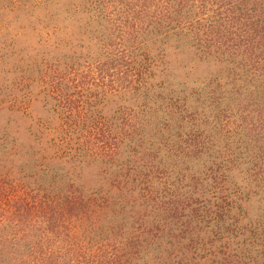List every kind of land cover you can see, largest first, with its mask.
I'll return each mask as SVG.
<instances>
[{"label": "trees", "instance_id": "1", "mask_svg": "<svg viewBox=\"0 0 264 264\" xmlns=\"http://www.w3.org/2000/svg\"><path fill=\"white\" fill-rule=\"evenodd\" d=\"M126 1L31 4L55 141L111 184L54 170L0 181V264H264V0ZM6 2L0 34L14 27ZM64 8L97 26L87 46L56 41L76 34ZM168 37L218 70L180 81L155 49Z\"/></svg>", "mask_w": 264, "mask_h": 264}, {"label": "rangeland", "instance_id": "2", "mask_svg": "<svg viewBox=\"0 0 264 264\" xmlns=\"http://www.w3.org/2000/svg\"><path fill=\"white\" fill-rule=\"evenodd\" d=\"M5 1L8 9L4 12L6 16L3 19L13 22L14 27L11 31L0 34V181L6 179L25 183L30 176L36 178L45 170H54L73 174L76 182L85 184L86 188L105 184V190L109 189L111 182L108 178L112 171L105 175L100 164L70 163L69 159L64 158L59 144L55 141L59 137L61 119L53 112V101L37 94L40 76L35 78L36 84L32 81L31 73L34 71L30 66L35 58V46L42 50L47 49L43 44H36L39 38L36 33L26 30L28 25L38 26L34 9L31 7L33 0H3L0 5ZM78 1L80 0H71V3ZM24 8L30 15H34L29 18L30 23L25 20ZM65 10L66 8L60 10V27L62 31L65 27H70L76 34L64 37L60 33L56 41L74 43L80 39V44L87 46L86 42L97 26L88 25L90 20L87 14H76L72 8L70 13ZM67 17L68 20L61 22L62 18ZM72 17L73 22L79 20L78 23L72 24L69 20ZM0 18L2 19V13ZM43 34L44 32L41 36ZM189 47L188 41L182 37L161 38L155 45L158 54L160 52L168 56L169 69L174 70L172 73H176L180 81H187L188 85L193 86L190 83L192 80L201 82L205 76L213 75L218 67L214 62H205L204 59L207 58ZM35 74L37 77L38 74ZM120 104L112 107L113 110L108 115H113V111ZM45 122H48V129L44 128ZM240 178L241 174L238 175V180Z\"/></svg>", "mask_w": 264, "mask_h": 264}]
</instances>
